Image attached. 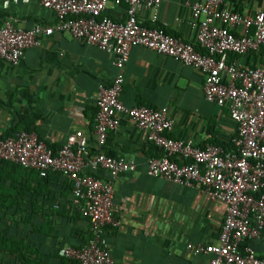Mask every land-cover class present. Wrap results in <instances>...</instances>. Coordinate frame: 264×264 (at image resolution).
Here are the masks:
<instances>
[{
	"label": "crops",
	"instance_id": "0c3cea01",
	"mask_svg": "<svg viewBox=\"0 0 264 264\" xmlns=\"http://www.w3.org/2000/svg\"><path fill=\"white\" fill-rule=\"evenodd\" d=\"M185 0H161L157 18L145 8L138 19L145 26H163L189 42L196 28L189 24L191 10ZM227 7L242 15L264 11V0H226ZM106 13L123 20L126 5H108ZM9 19L15 26L52 24L54 13L39 0H0V26ZM243 65H260V52L229 55ZM116 74L113 54L96 45L54 32L41 45L25 49L17 65L0 59V135L11 127L30 123L38 136L53 148L68 134L82 131L88 138L84 157L95 153L93 118L99 84L109 85ZM201 72L156 51L131 46L124 68L120 95L126 106H167L174 124L173 138L204 146L216 143L232 147L235 126L225 106L204 98ZM105 152L135 162L136 168L119 175L113 183V213L119 221L107 232L114 264H205L208 257L195 255L187 244L216 242L224 206L211 200L197 186L180 185L147 174V160L159 149L146 134L122 117L106 140ZM103 176H107L105 172ZM58 175L40 179L33 170L0 166V198H6L0 214L32 215L29 221L6 226L11 237L22 238L38 255L6 256L5 264H78L61 255L65 247H78L89 237V224L71 203L70 187ZM20 219V218H19ZM26 219V218H25ZM264 259V229L248 242Z\"/></svg>",
	"mask_w": 264,
	"mask_h": 264
},
{
	"label": "built area",
	"instance_id": "2783aa9c",
	"mask_svg": "<svg viewBox=\"0 0 264 264\" xmlns=\"http://www.w3.org/2000/svg\"><path fill=\"white\" fill-rule=\"evenodd\" d=\"M54 13L52 24L35 23L29 29L4 19L0 26V59L17 65L25 49L41 45L54 32L96 45L113 54L116 74L109 85L99 84L95 95L93 133L95 153L84 157L88 143L82 131L67 135L52 148L35 131L19 130L0 139V160L35 170L39 176L61 174L70 184L71 203L88 220L89 237L80 247H65L61 255L78 264H114L107 232L119 223L113 213V183L133 171L131 159L105 152L108 135L125 117L159 149L147 160V174L174 183L202 188L224 206L216 242L187 244L193 254L208 257L205 264H264L247 243L264 229V59L260 65H243L229 55L260 52L264 56V11L242 15L226 0H185L191 10L189 24L196 28L194 42L167 31L145 26L138 11L145 8L155 22L161 0H39ZM125 4L126 15L116 20L108 5ZM131 46H141L172 57L201 72L204 98L225 106L235 126L232 147L208 142L204 146L173 138L174 120L167 106H126L120 99L124 68ZM105 172L107 176H103Z\"/></svg>",
	"mask_w": 264,
	"mask_h": 264
},
{
	"label": "trees",
	"instance_id": "16d2710c",
	"mask_svg": "<svg viewBox=\"0 0 264 264\" xmlns=\"http://www.w3.org/2000/svg\"><path fill=\"white\" fill-rule=\"evenodd\" d=\"M230 58V57H229ZM19 130H27V131H34L33 126L30 123H26V125L19 127H11L9 128V130L3 132L0 135V139H5L7 137H11L13 136L16 132H18ZM40 138V137H39ZM50 146V145H49ZM53 148V147H52ZM10 166L12 169H23L25 170L26 168L21 167L18 164L12 163L10 161H5V160H0V166ZM31 170V169H28ZM35 171V170H33ZM36 174L39 176L38 172L35 171ZM51 175H58L61 178H63V180H66L61 174L59 173H49L46 176H39L40 179H47L49 176ZM66 182H68L66 180ZM70 187V184L67 183ZM70 193H71V187H70ZM6 198H0V208L3 206V203H5ZM79 213V212H78ZM79 215L88 222V220L83 217L80 213ZM25 218H21V216H11V215H3L0 214V264H5L4 260H6V256H12V255H18L21 258H26L28 256V254L30 253H34L36 255H38V250L37 248H31L29 247V245L24 241V239L22 238H16V237H11L8 234V229L6 226L8 225H16L20 222H26L29 221L31 224H33L32 222V215H27V216H22ZM20 218V219H19ZM89 224V223H88ZM88 240V238L85 240V242ZM83 242V244L85 243ZM249 241H247L248 243ZM80 247V246H78ZM27 264H41V260L38 262V260L34 261H28L27 259H25Z\"/></svg>",
	"mask_w": 264,
	"mask_h": 264
}]
</instances>
